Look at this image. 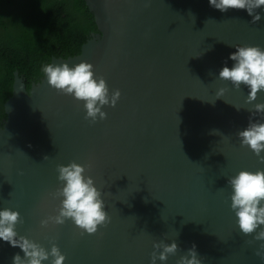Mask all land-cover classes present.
<instances>
[{
  "label": "water",
  "instance_id": "1",
  "mask_svg": "<svg viewBox=\"0 0 264 264\" xmlns=\"http://www.w3.org/2000/svg\"><path fill=\"white\" fill-rule=\"evenodd\" d=\"M85 1L99 33L79 55L51 63L92 64L120 99L93 124L83 102L50 88L45 75L28 92L15 71L0 126V210L19 212L17 238L46 251L55 243L64 264H150L161 241L178 245L163 264H176L193 245L201 264H264L255 255L264 241L240 233L227 184L240 171H264L237 135L250 120L264 123V113L249 111L264 92L245 104L247 87L218 79L236 47L264 50V8L252 23L246 11L222 13L208 0ZM222 87L228 91L217 99ZM72 161L90 165L85 175L110 217L93 235L71 220L41 227L60 204L50 195L62 186L56 168ZM16 254L23 257L0 241V264Z\"/></svg>",
  "mask_w": 264,
  "mask_h": 264
},
{
  "label": "clouds",
  "instance_id": "2",
  "mask_svg": "<svg viewBox=\"0 0 264 264\" xmlns=\"http://www.w3.org/2000/svg\"><path fill=\"white\" fill-rule=\"evenodd\" d=\"M208 4L222 13L244 10L252 17V23L261 19L259 14H254L256 10L264 8V0H208ZM228 59L234 63L231 68L223 67L219 71L218 79L230 82L235 90H239L241 85L247 87L249 92L245 104H252L257 93L264 92V50L250 46L236 47ZM42 72L50 88L62 95L71 96L77 102H83L86 113L84 118L93 124L97 122V118L101 121L107 118L102 108H114L120 99V91L113 90L110 94L105 79L95 75L90 63L82 61L72 67L67 63H50L43 66ZM227 91V88H219L216 92L217 99L223 97ZM249 111L253 114L264 113V103L254 104ZM237 135L241 147L246 146L264 163V157L261 156V152H264V123H252L250 120L247 128L239 131ZM88 170L90 165L82 166L75 161L69 162L67 166H57V180L62 186L50 195L53 199H59L60 204L57 214L42 220L41 227L49 224L63 225L65 221L71 220L82 234L93 235L98 228L106 227L110 223V217L104 211L101 191L97 189L93 179L85 175ZM227 184L232 193L230 209L235 214L240 233L245 236L256 233L253 240L264 241V171H240L234 177L228 178ZM22 223L19 212L8 208L0 210V241L19 248L23 253V257L14 255L12 264H42L50 257V264H64L65 256L55 243H52L50 251H46L41 245L24 236L17 238L16 225ZM152 247L150 264H156L157 260L163 264L178 251L176 242L165 244L161 241L153 243ZM255 255L264 260V243L260 244ZM176 264H201L195 245Z\"/></svg>",
  "mask_w": 264,
  "mask_h": 264
},
{
  "label": "trees",
  "instance_id": "3",
  "mask_svg": "<svg viewBox=\"0 0 264 264\" xmlns=\"http://www.w3.org/2000/svg\"><path fill=\"white\" fill-rule=\"evenodd\" d=\"M94 33L98 26L85 0H0V126L15 71L30 92L44 65L79 55Z\"/></svg>",
  "mask_w": 264,
  "mask_h": 264
}]
</instances>
